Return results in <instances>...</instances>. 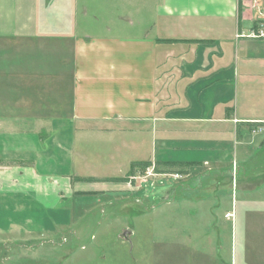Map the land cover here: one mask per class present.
Segmentation results:
<instances>
[{
    "label": "crops",
    "instance_id": "1",
    "mask_svg": "<svg viewBox=\"0 0 264 264\" xmlns=\"http://www.w3.org/2000/svg\"><path fill=\"white\" fill-rule=\"evenodd\" d=\"M261 7L0 0V200L9 198L0 213L52 221L36 229L27 217L0 228L20 226L32 238L71 225L77 192L102 181L73 170L89 136L119 134L116 145L141 149L130 166L220 167L230 148L249 145L250 134L264 132V98L254 92L264 81V39L248 36ZM91 21L97 29H83ZM35 182L47 184L41 205L31 196Z\"/></svg>",
    "mask_w": 264,
    "mask_h": 264
},
{
    "label": "rangeland",
    "instance_id": "2",
    "mask_svg": "<svg viewBox=\"0 0 264 264\" xmlns=\"http://www.w3.org/2000/svg\"><path fill=\"white\" fill-rule=\"evenodd\" d=\"M250 1L264 12L262 0ZM257 18L250 32L264 26V15ZM83 26L94 31L97 22ZM255 88L256 99L262 100L264 81ZM242 110L251 111L246 103ZM89 138L73 170L99 177V184H84L97 189L77 192L75 213L68 216L71 225L55 235L31 238L20 226L0 228V264H264L262 130L250 134L242 150L230 148L231 157L222 158L226 164L220 167L213 162L192 168L153 163L132 167L130 161L140 159L142 150H130L123 140L116 145L119 134ZM115 176L125 179L109 181ZM30 186L34 202L41 205L39 196L47 184ZM27 217L36 229L52 222L49 215L1 212L0 225ZM125 231H131L129 238L122 237Z\"/></svg>",
    "mask_w": 264,
    "mask_h": 264
},
{
    "label": "built area",
    "instance_id": "3",
    "mask_svg": "<svg viewBox=\"0 0 264 264\" xmlns=\"http://www.w3.org/2000/svg\"><path fill=\"white\" fill-rule=\"evenodd\" d=\"M259 1V0H257ZM255 4V3H254ZM256 5V4H255ZM248 36L251 37H255V38H260V39H264V26L262 28H258L257 31L256 30H252ZM178 175V174H177Z\"/></svg>",
    "mask_w": 264,
    "mask_h": 264
},
{
    "label": "trees",
    "instance_id": "4",
    "mask_svg": "<svg viewBox=\"0 0 264 264\" xmlns=\"http://www.w3.org/2000/svg\"><path fill=\"white\" fill-rule=\"evenodd\" d=\"M241 1V0H240ZM165 41H173V39H165ZM149 165H152L151 162H148V161H135L132 163V167H136V166H149ZM125 178H118L117 180H123Z\"/></svg>",
    "mask_w": 264,
    "mask_h": 264
},
{
    "label": "water",
    "instance_id": "5",
    "mask_svg": "<svg viewBox=\"0 0 264 264\" xmlns=\"http://www.w3.org/2000/svg\"><path fill=\"white\" fill-rule=\"evenodd\" d=\"M131 234V231H125L123 234H122V237L124 238H129V235Z\"/></svg>",
    "mask_w": 264,
    "mask_h": 264
}]
</instances>
